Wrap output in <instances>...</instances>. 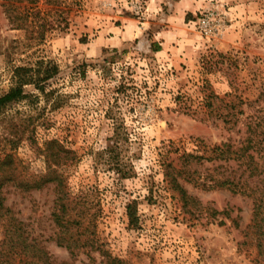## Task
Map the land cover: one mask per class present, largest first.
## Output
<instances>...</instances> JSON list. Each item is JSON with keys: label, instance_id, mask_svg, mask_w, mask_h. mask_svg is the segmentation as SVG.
Listing matches in <instances>:
<instances>
[{"label": "rangeland", "instance_id": "374dc122", "mask_svg": "<svg viewBox=\"0 0 264 264\" xmlns=\"http://www.w3.org/2000/svg\"><path fill=\"white\" fill-rule=\"evenodd\" d=\"M4 1L0 94L15 65L43 57L59 68L47 95L27 85L28 96L0 113V159L4 146L17 158L0 170V194L30 237L58 262L109 264L96 250L72 259L55 242L53 182L28 190L16 184L44 176V147L61 145L64 157L52 163L63 181L61 195L73 214L92 219L95 237L124 264H256L255 239L245 234L250 197L195 186L183 171L178 180L200 202L184 208L164 173L168 162L180 167L184 151L202 154L222 141L238 146L246 121L264 113V0H189L194 7L162 51L153 44L175 0H58L49 20L62 25L59 11L67 9L68 27H54L35 44L9 22ZM10 1L15 11L25 10L24 1ZM38 7L41 13L29 11V18L45 17L51 4L40 0ZM204 15L213 18L210 34L199 26ZM20 134L9 148L6 138ZM232 167V160L200 159L189 175L208 180ZM131 200L137 205L134 228L125 214ZM213 209H227L228 216ZM2 240L0 226V246ZM0 260L17 264L18 258L9 253Z\"/></svg>", "mask_w": 264, "mask_h": 264}, {"label": "trees", "instance_id": "16d2710c", "mask_svg": "<svg viewBox=\"0 0 264 264\" xmlns=\"http://www.w3.org/2000/svg\"><path fill=\"white\" fill-rule=\"evenodd\" d=\"M24 1L23 12L15 11L14 6L10 0H5L4 5L7 11L9 22L15 28H23L29 43L41 42L47 33L54 27L65 29L69 25L67 18L68 10H60L63 12L61 20L62 25L54 24L49 20V14L52 11H57L56 4L58 0H43L45 4H51V7L44 8L46 10L45 17L40 19H31L28 15L29 11L36 15L41 13L38 7L40 0H21ZM66 1V0H65ZM66 3V2H65ZM48 15V16H47ZM60 15V14H59ZM34 17V16H33ZM154 50L159 49L158 45L153 47ZM59 68L55 61L45 59L43 57L35 59L28 64L15 65L12 69L11 84L6 91L0 94V113L4 111L11 103L20 101L28 96L25 91V86L32 85L35 89L44 95H47L51 90L46 91V86L50 79L58 74ZM246 135L234 146L229 141H222L208 147L202 154L184 151L180 159V167L176 168L171 162H168V168L165 169L164 176L171 191L175 192L178 199L181 201L184 208L197 207L200 202L192 195L188 194L181 182L178 180L179 176H183V171L188 175L183 178L193 185L199 186L203 189L226 188L232 193H238L243 196L251 198L252 213L250 223L246 226V235H251L255 239L257 248L256 264H264V113L259 116L257 120L250 119L246 121ZM22 132V131H20ZM15 134L17 131L14 132ZM20 134L16 139L7 137V143L10 142L9 148H15L21 139ZM63 148L61 145L57 146L56 150L49 151L46 146L43 149L44 161H47L48 172L35 181H18L16 184L23 189L39 188L47 182L54 183V190L56 197L54 200V209L52 211V219L58 230L54 235V240L58 245L65 246L71 256L74 258L79 251L89 252L96 250L109 264H124L123 260L112 256L109 251L104 248L98 239L95 237L94 223L90 218H86L83 213H72L74 206H70L66 197L61 195L65 193L63 190V181L58 175L52 163H59ZM3 155L0 159V170H9L17 158L15 155L7 151L5 146L2 151ZM205 159L207 161H223L229 163L231 160L235 161L236 167H232L225 174L224 172H217L209 175L208 180L200 181L198 177H190V167ZM263 164V165H262ZM222 166V165H221ZM4 196L0 194V226L3 232L2 245L0 246V258L12 253L17 257V264H74L71 262L54 260L48 253L46 248L37 241L34 237H30L25 224L5 206ZM225 213L228 216L227 209L215 210L212 214ZM125 214L128 219L130 227H136L138 224L137 205L135 200H131L125 206ZM223 224V220L218 221ZM0 264H4L0 260ZM7 264V263H6Z\"/></svg>", "mask_w": 264, "mask_h": 264}, {"label": "crops", "instance_id": "0c3cea01", "mask_svg": "<svg viewBox=\"0 0 264 264\" xmlns=\"http://www.w3.org/2000/svg\"><path fill=\"white\" fill-rule=\"evenodd\" d=\"M188 2L189 0H175L173 1L172 5H170V9L168 10V12L164 14L165 25L161 30V40H159V42L157 43L159 49L156 51H162L166 47L165 43L168 40H166V38L167 36H170V33L173 31V27L176 28L178 25L185 23V14L187 10H190L188 8L194 7L193 3H190L189 5ZM173 39L177 41L176 36H173ZM112 40H114V38H112ZM153 46L155 45L153 44Z\"/></svg>", "mask_w": 264, "mask_h": 264}, {"label": "built area", "instance_id": "2783aa9c", "mask_svg": "<svg viewBox=\"0 0 264 264\" xmlns=\"http://www.w3.org/2000/svg\"><path fill=\"white\" fill-rule=\"evenodd\" d=\"M198 22L201 30L205 34H210L214 32L213 30L215 29V27L213 23V18L211 16L209 17L208 15H204L203 17H200L198 19Z\"/></svg>", "mask_w": 264, "mask_h": 264}]
</instances>
